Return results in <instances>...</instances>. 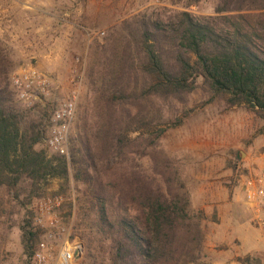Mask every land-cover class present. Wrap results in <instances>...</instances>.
<instances>
[{
    "label": "trees",
    "instance_id": "obj_1",
    "mask_svg": "<svg viewBox=\"0 0 264 264\" xmlns=\"http://www.w3.org/2000/svg\"><path fill=\"white\" fill-rule=\"evenodd\" d=\"M89 59V90L69 155L50 154L43 147L48 112L19 111L12 60L0 38V192L24 208L20 231L29 263L42 234L37 202L61 179L50 193H75L66 207L72 214L75 205L81 264H212L208 214L193 207L160 140L184 123L190 110L180 105L199 90L209 102L244 103L264 120V0H219L211 14L149 7L123 19ZM131 131L139 132L130 137ZM2 201L0 195V219Z\"/></svg>",
    "mask_w": 264,
    "mask_h": 264
},
{
    "label": "rangeland",
    "instance_id": "obj_2",
    "mask_svg": "<svg viewBox=\"0 0 264 264\" xmlns=\"http://www.w3.org/2000/svg\"><path fill=\"white\" fill-rule=\"evenodd\" d=\"M218 2L76 0L55 8H21L16 23L19 30L14 35L23 34V40H15L9 34V39L0 37L12 60L11 79L14 73L32 65L47 75L51 85L48 94L34 105L28 106L23 99L16 98L19 111L31 108L35 115L46 111L49 116L53 105L73 96L76 90L78 110L89 90L87 72L91 48L123 19L156 5L211 14ZM24 10H32L34 15L25 14ZM180 107L181 111L190 110V113L182 125L167 130L160 140V147L177 163L190 189L193 207L208 214V219L203 222L207 232L206 261L212 264H264L263 232L253 220L243 190V182L248 176L264 174V120L244 103L231 105L226 97L209 102L202 90L194 92L190 102ZM48 116L44 118L45 122ZM138 132L131 131L129 136L134 137ZM43 147L55 154L45 141ZM143 161L147 163L146 159ZM233 164L237 165L235 172L230 167ZM61 181L54 179L46 195L58 190ZM71 185L73 187V182ZM0 195L4 207L0 219V264H31L21 241L24 208L7 194L6 189H2ZM52 195L63 196L62 220L74 229L75 205L70 214L66 204L75 201V193ZM44 231L42 228L39 239L43 238ZM55 244L57 248L59 242L55 241Z\"/></svg>",
    "mask_w": 264,
    "mask_h": 264
},
{
    "label": "built area",
    "instance_id": "obj_3",
    "mask_svg": "<svg viewBox=\"0 0 264 264\" xmlns=\"http://www.w3.org/2000/svg\"><path fill=\"white\" fill-rule=\"evenodd\" d=\"M18 95L28 106L48 94L51 82L35 66L12 75ZM47 120L44 141L51 151L69 155V144L77 117V90L73 96L53 105ZM245 203L253 212V220L264 236V174L248 176L243 182ZM63 196L46 195L37 202L36 223L45 231L34 249L31 264H81L85 244L73 227L62 220ZM55 241L59 242L56 248Z\"/></svg>",
    "mask_w": 264,
    "mask_h": 264
},
{
    "label": "crops",
    "instance_id": "obj_4",
    "mask_svg": "<svg viewBox=\"0 0 264 264\" xmlns=\"http://www.w3.org/2000/svg\"><path fill=\"white\" fill-rule=\"evenodd\" d=\"M76 0H0V37L9 39V35L15 40H23V34L17 35L14 32L19 30L16 23L19 19L21 8H39V7H60L61 5H70ZM25 14L34 15L32 10H24ZM33 31H37L33 28Z\"/></svg>",
    "mask_w": 264,
    "mask_h": 264
},
{
    "label": "water",
    "instance_id": "obj_5",
    "mask_svg": "<svg viewBox=\"0 0 264 264\" xmlns=\"http://www.w3.org/2000/svg\"><path fill=\"white\" fill-rule=\"evenodd\" d=\"M241 155H242V153H241Z\"/></svg>",
    "mask_w": 264,
    "mask_h": 264
}]
</instances>
